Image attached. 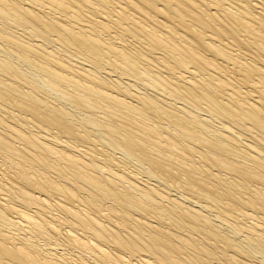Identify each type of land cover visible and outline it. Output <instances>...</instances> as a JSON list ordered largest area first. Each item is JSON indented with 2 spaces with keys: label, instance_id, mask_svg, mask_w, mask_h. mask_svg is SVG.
I'll use <instances>...</instances> for the list:
<instances>
[{
  "label": "bare ground",
  "instance_id": "1",
  "mask_svg": "<svg viewBox=\"0 0 264 264\" xmlns=\"http://www.w3.org/2000/svg\"><path fill=\"white\" fill-rule=\"evenodd\" d=\"M0 158V264H264V0H0Z\"/></svg>",
  "mask_w": 264,
  "mask_h": 264
},
{
  "label": "rangeland",
  "instance_id": "2",
  "mask_svg": "<svg viewBox=\"0 0 264 264\" xmlns=\"http://www.w3.org/2000/svg\"><path fill=\"white\" fill-rule=\"evenodd\" d=\"M10 24H11V25H10ZM10 24H7L8 27H10L11 29L13 28L14 31L17 30L16 32H17L18 34L21 35V36H20L21 38H24V39L26 40V38H27V39L29 38V35H32L31 33L28 32L29 29H27V30H26V29H23V30H22L21 27H19V26H18V27H19L20 29H16V28H17V26H16L17 24H14V23H10ZM11 26H12V27H11ZM13 26H14L15 28H14ZM13 29H12V30H13ZM18 30H19V31H18ZM25 31H27V32H25ZM29 31H30V30H29ZM25 33H28V34H25ZM22 34H23V37H22ZM27 36H28V37H27ZM32 37H33V39H35V38L38 39V40L40 39V38L37 37V36H32ZM32 37H30V38H32ZM50 45H51V44H50ZM48 46H49V44H48ZM52 47H53V46L51 45V49H52ZM56 47L58 48V46H54L53 48H56ZM57 48H56L57 51L62 52V49H61V48H60V49H57ZM60 50H61V51H60ZM66 53H67V52H66ZM67 54H69V53H67ZM97 67H98V68H97ZM99 67H101V66H96V67H95V66L93 65V68H94V69H93L92 67H91L90 69H91V70H96V72H97V70L99 69V70L101 71V72L99 71V73H98L99 75L102 74L101 76H103V77L105 76V78H109V77H110L111 79H115V80H116V78H115L116 76H114V75H116V73L110 71V69L107 70V68H105V66H103L102 68H99ZM23 69H24V68H23ZM102 69L104 70L103 72H102ZM108 71H109V72H108ZM104 72H105V73H104ZM106 72H108L107 74H109V73L111 72L113 76H109V75H107ZM103 74H104V75H103ZM106 75H107V76H106ZM110 75H111V74H110ZM110 78H109V79H110ZM145 80H146V81H145ZM151 80H152V79H151ZM151 80L144 78V79H141V80H139V81H135L136 83H132V82L130 83V82H128L127 80H126V81H125V80H121V81H119V82H123V83H121V87H122V89H123L124 87L127 86L126 84H125L126 86H124V83H130V84H134V85L137 87V88L135 87V89H136V90L138 89V90H137L138 92L140 91V92L142 93V91H143V93H147V92L149 91L147 94H151V95L155 94V96H157V97L160 96V95H157V93H161V95H164V93H163L162 91H160L159 89H157L156 87L153 89L154 92H153L152 89H150V87L147 89V87H146L145 84H147V83L150 82L148 85H152V84H153V81H151ZM143 82H146V83L143 85ZM140 84H141V85H140ZM148 85H147V86H148ZM141 86H142V87L145 86V88L143 87L145 90H143V88H142ZM138 87H139V88H138ZM152 87H154V84L151 86V88H152ZM156 90H157V91H156ZM155 91H156V92H155ZM165 97H167V96L164 95V98H165ZM161 98H163V96H162ZM164 98H163V99H164ZM168 100H169V99H166L167 102H168ZM169 101H170V100H169ZM180 101H181V103L183 102L182 100H180ZM180 101H179V99H178V102H180ZM170 102H171V101H170ZM183 103H184V102H183ZM176 105H179V104L177 103ZM10 111H11V112H14V113H17L15 110H12V109H10ZM196 111H198V110H196ZM199 111H200V112H199ZM199 111H198V113H200V114L202 113V114H203V111H202V110H199ZM198 115H199V114H198ZM199 116H200V115H199ZM202 116H203V115H202ZM212 123H213L214 125L218 124V123L215 122L214 120H212ZM114 151H115V150H114ZM114 151H113V152H114ZM110 152H111V151H110ZM116 152H117V150H116ZM116 152L114 153V155H116L117 157H119L118 160H120V155H119V154H116ZM116 156H115V157H116ZM0 159H1V158H0ZM2 160H3V159H1L0 162H1ZM2 162H3V161H2ZM0 164L3 165V166H1L2 169H6L7 166H8V164H7V163L4 164V162H3V163H0ZM6 164H7V165H6ZM127 165H131V163H128ZM5 166H6V167H5ZM130 168H131V169H137V167L132 168V166H131ZM4 171H6V170H4ZM79 234H80V233H79Z\"/></svg>",
  "mask_w": 264,
  "mask_h": 264
}]
</instances>
